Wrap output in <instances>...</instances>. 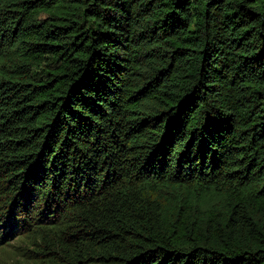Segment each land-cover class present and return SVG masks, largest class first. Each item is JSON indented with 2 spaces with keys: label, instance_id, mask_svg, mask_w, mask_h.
Instances as JSON below:
<instances>
[{
  "label": "trees",
  "instance_id": "obj_1",
  "mask_svg": "<svg viewBox=\"0 0 264 264\" xmlns=\"http://www.w3.org/2000/svg\"><path fill=\"white\" fill-rule=\"evenodd\" d=\"M13 247L26 264H264V0H0Z\"/></svg>",
  "mask_w": 264,
  "mask_h": 264
},
{
  "label": "rangeland",
  "instance_id": "obj_2",
  "mask_svg": "<svg viewBox=\"0 0 264 264\" xmlns=\"http://www.w3.org/2000/svg\"><path fill=\"white\" fill-rule=\"evenodd\" d=\"M16 240H12L10 244H15ZM16 247L19 248H29L33 249L32 245L29 243L25 246L23 244H15ZM14 252L19 254L17 248H8L6 252L0 254V264H26L24 260L17 254L15 255ZM28 264V263H27Z\"/></svg>",
  "mask_w": 264,
  "mask_h": 264
}]
</instances>
